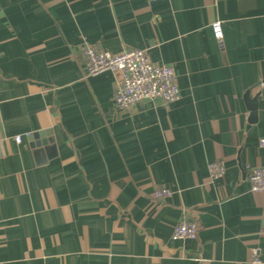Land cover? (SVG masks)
I'll list each match as a JSON object with an SVG mask.
<instances>
[{
	"label": "crops",
	"instance_id": "crops-1",
	"mask_svg": "<svg viewBox=\"0 0 264 264\" xmlns=\"http://www.w3.org/2000/svg\"><path fill=\"white\" fill-rule=\"evenodd\" d=\"M88 45L143 50L179 98L119 109ZM263 137L264 0H0V264H264Z\"/></svg>",
	"mask_w": 264,
	"mask_h": 264
},
{
	"label": "built area",
	"instance_id": "built-area-1",
	"mask_svg": "<svg viewBox=\"0 0 264 264\" xmlns=\"http://www.w3.org/2000/svg\"><path fill=\"white\" fill-rule=\"evenodd\" d=\"M211 29L213 37L221 40L223 37L221 22H213ZM81 59L83 69L88 75L105 71L119 74L120 81L113 95L114 103L119 109H128L143 100L170 103L179 98V89L172 68L152 62L143 50L125 49L112 53L88 45L82 49ZM15 140L19 142L20 137L16 136ZM259 145L264 147V137L259 139ZM208 169L213 177H221L224 173V165L219 162L209 164ZM247 180L251 192L264 191V167L249 169ZM153 195L161 199L169 196L170 190L156 188ZM196 234L195 219L184 217L173 227L171 239H194ZM253 262L258 263L259 259L253 256Z\"/></svg>",
	"mask_w": 264,
	"mask_h": 264
}]
</instances>
